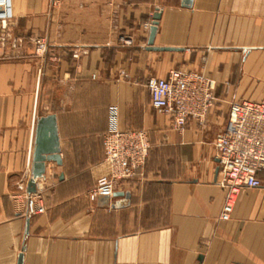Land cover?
Segmentation results:
<instances>
[{
    "label": "crops",
    "instance_id": "obj_1",
    "mask_svg": "<svg viewBox=\"0 0 264 264\" xmlns=\"http://www.w3.org/2000/svg\"><path fill=\"white\" fill-rule=\"evenodd\" d=\"M185 1L14 0L24 43L0 49V264H264V186L240 190L223 221L214 147L234 102L264 98V0ZM158 12L154 46L175 51L148 49ZM173 70L215 82L204 125L177 130L152 107L145 83ZM49 115L63 165L47 163L37 181L47 211L31 216L13 195L28 192L37 122ZM114 123L149 134V159L117 196L92 202Z\"/></svg>",
    "mask_w": 264,
    "mask_h": 264
},
{
    "label": "built area",
    "instance_id": "obj_2",
    "mask_svg": "<svg viewBox=\"0 0 264 264\" xmlns=\"http://www.w3.org/2000/svg\"><path fill=\"white\" fill-rule=\"evenodd\" d=\"M14 0H0V49L19 52L24 43L15 36ZM153 24H145L149 31ZM130 43V42H127ZM37 56L48 51L44 37L32 40ZM75 57H78L75 55ZM127 77L125 73H122ZM152 107L170 118L173 127L183 130L190 121L201 125L216 103L215 82L203 74L173 70L166 78L150 77L145 83ZM219 160L220 184L229 190L221 219L228 221L234 211L235 195L242 189L264 186V98L259 102L243 100L231 105L224 133L214 142ZM151 151L150 136L143 130H120L115 123L104 136L105 173L89 192V199L112 198L117 187L140 175ZM18 206L31 216L43 215L47 208L41 193L22 191L14 194Z\"/></svg>",
    "mask_w": 264,
    "mask_h": 264
},
{
    "label": "water",
    "instance_id": "obj_3",
    "mask_svg": "<svg viewBox=\"0 0 264 264\" xmlns=\"http://www.w3.org/2000/svg\"><path fill=\"white\" fill-rule=\"evenodd\" d=\"M191 5L192 0H186L184 3V6L188 8H190ZM161 17L162 15L159 12L154 16L148 49L157 52L175 51L174 48H161L154 46ZM49 162H54L59 166L63 165L57 116L55 115L43 116L37 122L32 176L28 183V192L30 194L37 192V181L45 176L47 163ZM114 195L117 196V194ZM19 264H23V257L20 258Z\"/></svg>",
    "mask_w": 264,
    "mask_h": 264
}]
</instances>
